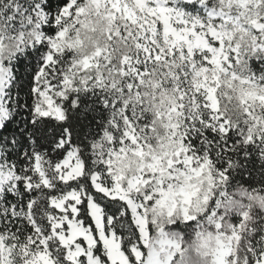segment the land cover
I'll list each match as a JSON object with an SVG mask.
<instances>
[{
    "label": "snow or ice",
    "instance_id": "obj_1",
    "mask_svg": "<svg viewBox=\"0 0 264 264\" xmlns=\"http://www.w3.org/2000/svg\"><path fill=\"white\" fill-rule=\"evenodd\" d=\"M0 264H264V0H0Z\"/></svg>",
    "mask_w": 264,
    "mask_h": 264
}]
</instances>
